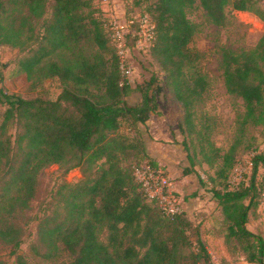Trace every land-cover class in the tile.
<instances>
[{
	"label": "trees",
	"instance_id": "obj_1",
	"mask_svg": "<svg viewBox=\"0 0 264 264\" xmlns=\"http://www.w3.org/2000/svg\"><path fill=\"white\" fill-rule=\"evenodd\" d=\"M145 1L149 3L141 12H148L156 23L149 53L167 73L171 90L185 108L179 127L188 156L194 159L193 149L203 162L216 167L209 180L228 222L226 237L241 243L249 261L264 264V237L246 225L251 206L259 204L264 192L260 173L264 148L249 134L250 126L264 124V33L253 48L222 47L225 86L243 101L233 142L222 151L212 139L210 117L196 121L198 105L210 88V79L199 64L201 55L191 45L199 26L188 11L196 0ZM200 2L218 25L226 23L228 5L252 11L264 21L262 0ZM107 22L95 0H0V45L28 50L19 64L33 84L54 77L62 83L55 99L0 89V103L7 105L0 125V249L10 245L17 264H34L19 252L28 222L20 224L18 213L31 207L40 170L59 163L67 169L79 166L82 177L63 181L55 192L62 208L39 220L46 255L62 243L70 257L62 264L208 261L211 253L198 226L184 211L166 213L135 175L145 159L144 148L120 131L121 121L144 123L159 112L157 96L163 85L153 74L136 86L139 102L126 100L131 80L123 72ZM9 122L19 128L14 139L5 135ZM247 151L252 152L249 178L232 185L239 153ZM0 264L9 263L0 259Z\"/></svg>",
	"mask_w": 264,
	"mask_h": 264
},
{
	"label": "rangeland",
	"instance_id": "obj_2",
	"mask_svg": "<svg viewBox=\"0 0 264 264\" xmlns=\"http://www.w3.org/2000/svg\"><path fill=\"white\" fill-rule=\"evenodd\" d=\"M98 1L101 5V0ZM119 0V5L128 12L138 13L149 1ZM264 3V0H262ZM130 12V13H131ZM227 21L224 25L212 22L207 16L200 0L189 9L190 18L198 23L199 29L191 45L201 55L199 64L210 79V88L204 100L198 105L196 121L204 116L210 117L212 124V139L225 151L233 142L236 132V119L243 110L240 97L227 91L221 68L222 47H230L236 51L250 49L256 46L264 33V21L254 12L238 10L231 5L226 7ZM129 13V12H128ZM129 75L131 89L126 96L129 103H137L141 93L136 86L151 75L158 76L163 90L158 93L159 112L154 113L146 122L133 124L129 118L121 121L120 131L134 140H139L144 148L145 159H154L165 177L173 182L177 195L182 199L181 209L195 225L205 241L211 258L200 264H259L247 259L246 254L234 237L227 236V224L222 207L214 196V182L209 180V174L215 175L216 167H210L202 161L201 155L192 149L193 160L188 156V150L183 144L185 135L181 132L179 122L184 119L185 108L179 101L167 82V73L155 62L149 51L141 50L131 42ZM28 50H20L9 44L0 45V89L6 93L20 94L24 97L57 98L62 91L59 78H46L39 84H33L26 73L20 69V58ZM7 105L0 103V125L4 119ZM19 131L16 122H9L5 135L15 138ZM250 136L264 148V124L249 127ZM142 154V153H141ZM251 151L240 152V161L232 170L231 183L237 185L247 181L251 172ZM133 157V156H132ZM133 157V159H135ZM190 168V171H186ZM264 175V165L260 167ZM82 177L79 166L67 169L66 165L50 163L44 166L38 174V186L31 207L18 213V222L25 224L26 230L19 252L27 256L34 264H62L70 257L63 244L52 254L46 255L47 247L40 241L38 223L40 218L62 208L57 202L55 192L59 185L67 180L76 182ZM259 179H262L260 176ZM259 204L251 206L247 227L264 237V192L259 196ZM248 201V200H247ZM0 259L9 264H17V254L12 253V246L3 245L0 249Z\"/></svg>",
	"mask_w": 264,
	"mask_h": 264
},
{
	"label": "built area",
	"instance_id": "obj_3",
	"mask_svg": "<svg viewBox=\"0 0 264 264\" xmlns=\"http://www.w3.org/2000/svg\"><path fill=\"white\" fill-rule=\"evenodd\" d=\"M119 0H101V7L108 17L107 25L117 43L123 72L131 73V42L141 50L149 51L155 42L156 23L148 12H126L119 5ZM137 179L143 184L150 197L159 200L166 213H181L182 199L177 195L173 182L165 177L160 167L150 161H143L135 168Z\"/></svg>",
	"mask_w": 264,
	"mask_h": 264
}]
</instances>
